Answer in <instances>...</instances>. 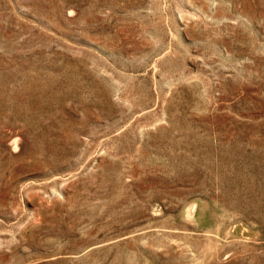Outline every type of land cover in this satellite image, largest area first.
<instances>
[{
	"label": "rangeland",
	"instance_id": "374dc122",
	"mask_svg": "<svg viewBox=\"0 0 264 264\" xmlns=\"http://www.w3.org/2000/svg\"><path fill=\"white\" fill-rule=\"evenodd\" d=\"M0 264H264V0H0Z\"/></svg>",
	"mask_w": 264,
	"mask_h": 264
}]
</instances>
